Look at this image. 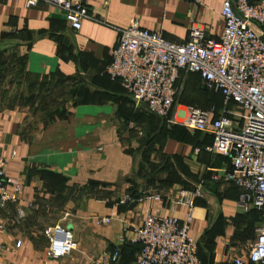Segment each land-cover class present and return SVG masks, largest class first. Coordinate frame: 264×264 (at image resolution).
I'll use <instances>...</instances> for the list:
<instances>
[{"label": "crops", "instance_id": "0c3cea01", "mask_svg": "<svg viewBox=\"0 0 264 264\" xmlns=\"http://www.w3.org/2000/svg\"><path fill=\"white\" fill-rule=\"evenodd\" d=\"M221 3L86 0L88 17L72 31L43 0H0V155L19 185L17 201L0 207V264H96L115 247L118 264H129L137 252L133 228L146 213L181 221L188 207L178 199L192 202L188 235L200 264L246 253L258 213H242L239 189L211 179L230 165L204 150L211 134L163 126L103 72L117 29L131 19L174 43L185 42L195 24L218 39ZM179 77L190 91L199 86L193 73ZM194 93L192 106L218 102ZM56 223L71 231L76 248L52 259L44 230Z\"/></svg>", "mask_w": 264, "mask_h": 264}, {"label": "built area", "instance_id": "2783aa9c", "mask_svg": "<svg viewBox=\"0 0 264 264\" xmlns=\"http://www.w3.org/2000/svg\"><path fill=\"white\" fill-rule=\"evenodd\" d=\"M37 1L25 0V6ZM43 1L62 13L72 31L78 30L88 17L86 0ZM190 1L198 5L201 0ZM219 13L223 25L218 39L208 37L195 24L190 26L183 43L170 42L160 32L141 28L136 19H131L117 29L116 43L108 50L103 72L120 84L135 105H144L167 124L211 134L213 142L204 149L230 159V165L219 169V175L211 179L219 176L239 189L236 205L242 213L251 208L260 211L254 239L246 253L216 264H264V0H222ZM181 71L196 73L202 86L219 91L223 103L232 101L235 108L223 107L216 117L212 107L176 108L174 99L180 89L177 81ZM5 164L6 158L0 155V207L16 202L19 189L6 175ZM198 193L194 190L190 195ZM178 203L188 207L181 221L170 215L146 213L140 225L133 228L132 241L138 242L140 248L130 264H200L196 241L188 235L192 202L178 199ZM44 233L48 258L62 257L76 248L71 231L58 223ZM118 261L119 248L115 247L102 252L97 263Z\"/></svg>", "mask_w": 264, "mask_h": 264}, {"label": "trees", "instance_id": "16d2710c", "mask_svg": "<svg viewBox=\"0 0 264 264\" xmlns=\"http://www.w3.org/2000/svg\"><path fill=\"white\" fill-rule=\"evenodd\" d=\"M185 73H193V72H185ZM180 74V73H179ZM193 74H195L196 76H197V84L199 85V87H200V89H201V91L199 92V93H202L203 95H207V96H209L210 98H212V99H215V101L217 100L219 103H221L222 101H223V97H222V95H221V93L219 92V91H213V90H211V89H207V88H205L204 86H202L201 84H200V82H199V77H198V75L196 74V73H193ZM104 76H105V78L107 79V80H109V81H111V82H115V83H118L117 81H115V80H110L105 74H104ZM180 78V77H179ZM178 83H180V89H179V91H178V93H177V95H176V97H175V99H174V102H179V98H178V96H179V94H180V91H181V88H182V83H183V80L180 78V79H178V81H177ZM119 84V83H118ZM120 85V84H119ZM122 88V87H121ZM123 89V88H122ZM125 91V90H124ZM69 96H72L73 94H74V88L73 89H70L69 90ZM126 93V92H125ZM126 96L130 99V97L127 95V93H126ZM131 100V99H130ZM180 101H185V99H180ZM218 102L217 103H215L216 105L218 104ZM229 103H233L232 101H228L227 103H226V109H229V107L227 106V104H229ZM215 104H210V105H206V106H199L197 103H196V106L198 105L199 107H201V108H207V107H213L214 109H215V111H217L218 109L216 108V105ZM223 105V104H222ZM220 109H222V107L220 108ZM219 109V111L218 112H215L214 111V113H213V116L214 117H216V116H218L219 115V112L221 111ZM148 113L151 115V116H153V117H155L156 119H158L159 120V122L163 125V126H167V127H170V126H172V125H175V124H167L166 123V121H165V119L164 118H162V117H158V116H156V115H154V114H152V113H150L149 111H148ZM57 116L58 117H64V115H63V111H60V113H57ZM194 132H198V131H194ZM194 132H192V133H194ZM205 150V149H204ZM217 155V154H216ZM226 157H228V156H226ZM227 183H230V182H227ZM230 184H232V183H230ZM250 211H256L257 213H258V220H257V223L254 225V227L258 224V221H259V219H260V211L259 210H257V209H255V208H251V209H249V211H247V212H244V214H247V213H249ZM254 227H253V230H254ZM133 245H136V247H137V252H138V250H139V248H140V245H139V243L138 242H133ZM196 246H197V243H196ZM197 250H198V248H197ZM136 252V253H137ZM198 252V251H197ZM135 258V257H134ZM134 260V259H133ZM132 260V261H133ZM131 261V262H132ZM130 264V263H129Z\"/></svg>", "mask_w": 264, "mask_h": 264}, {"label": "rangeland", "instance_id": "374dc122", "mask_svg": "<svg viewBox=\"0 0 264 264\" xmlns=\"http://www.w3.org/2000/svg\"><path fill=\"white\" fill-rule=\"evenodd\" d=\"M197 82V81H196ZM184 83H187V82H183L182 83V88H181V91H180V94L178 96L179 98V102L183 103V104H193L194 103V99H196V94L194 93V90L199 93L201 91L200 87L197 86V87H194V89L192 91H190L185 85ZM197 84V83H196ZM180 99H185V101H180ZM58 113V112H57ZM56 113V115H57Z\"/></svg>", "mask_w": 264, "mask_h": 264}, {"label": "water", "instance_id": "95a60500", "mask_svg": "<svg viewBox=\"0 0 264 264\" xmlns=\"http://www.w3.org/2000/svg\"><path fill=\"white\" fill-rule=\"evenodd\" d=\"M144 106V105H143ZM145 107V106H144Z\"/></svg>", "mask_w": 264, "mask_h": 264}]
</instances>
